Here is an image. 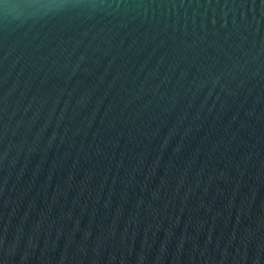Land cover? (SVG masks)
<instances>
[{"label":"water","instance_id":"water-1","mask_svg":"<svg viewBox=\"0 0 264 264\" xmlns=\"http://www.w3.org/2000/svg\"><path fill=\"white\" fill-rule=\"evenodd\" d=\"M0 264H264V0H0Z\"/></svg>","mask_w":264,"mask_h":264}]
</instances>
